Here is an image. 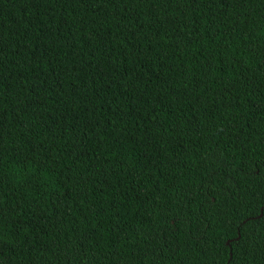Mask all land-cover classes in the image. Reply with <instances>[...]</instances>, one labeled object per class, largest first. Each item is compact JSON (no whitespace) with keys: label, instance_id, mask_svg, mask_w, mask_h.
Segmentation results:
<instances>
[{"label":"trees","instance_id":"trees-1","mask_svg":"<svg viewBox=\"0 0 264 264\" xmlns=\"http://www.w3.org/2000/svg\"><path fill=\"white\" fill-rule=\"evenodd\" d=\"M0 264H264V0H0Z\"/></svg>","mask_w":264,"mask_h":264},{"label":"water","instance_id":"water-1","mask_svg":"<svg viewBox=\"0 0 264 264\" xmlns=\"http://www.w3.org/2000/svg\"><path fill=\"white\" fill-rule=\"evenodd\" d=\"M225 245H226V246L228 245V241L225 242Z\"/></svg>","mask_w":264,"mask_h":264}]
</instances>
